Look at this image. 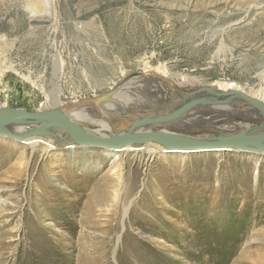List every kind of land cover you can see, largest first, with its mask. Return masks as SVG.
<instances>
[{
    "label": "rangeland",
    "instance_id": "rangeland-1",
    "mask_svg": "<svg viewBox=\"0 0 264 264\" xmlns=\"http://www.w3.org/2000/svg\"><path fill=\"white\" fill-rule=\"evenodd\" d=\"M24 1L0 0V108L34 113L59 89L63 102L112 94L139 54L203 85L260 89L264 0H38L40 13ZM2 138L0 264H264V156Z\"/></svg>",
    "mask_w": 264,
    "mask_h": 264
},
{
    "label": "bare ground",
    "instance_id": "bare-ground-1",
    "mask_svg": "<svg viewBox=\"0 0 264 264\" xmlns=\"http://www.w3.org/2000/svg\"><path fill=\"white\" fill-rule=\"evenodd\" d=\"M24 2L25 6L27 4V7L32 9V12L40 13L43 11L41 1L25 0ZM58 18L59 14H56V19ZM98 27L97 25L95 28L94 26L89 28L97 36L104 35L103 31L105 29L101 31L100 27ZM77 30L80 29L77 28ZM4 39L5 35H1L0 42ZM221 46L223 48L225 45L222 43ZM119 53L124 59H131L129 54ZM136 63H138V72L130 70L120 80L115 79V84L112 86L113 89L111 88L112 90L110 91L112 94L105 93L92 98L63 102L59 99V92L61 91L59 89L52 97L53 99L50 100V103H44L45 106L37 110V112L50 109L57 110L85 132L102 138L162 133L191 141L206 142L218 141L221 137L236 134H264V69L260 71L261 73L259 72L262 83L259 85L260 89L256 91L253 86L241 85L232 81H212L213 83L211 84L205 83L206 85H203L196 77H192L190 74L172 72L170 71L171 68L168 69L164 64H160L153 69L150 65L148 54H139L136 58ZM61 77V75L58 76V78ZM114 91L119 92V97L115 96L116 98H114ZM82 101L84 105L79 106L78 103ZM0 109L14 114L33 113L8 110L5 107ZM226 125L237 127L238 129L236 131L224 130L222 127ZM39 128L41 129L39 135L28 136L23 141L3 135H0V138L3 137L11 139V141L20 142L24 147L32 149L41 147L44 151L62 146H77L83 149L99 148L109 152H119L122 156L134 155L141 159H146V157L152 159L159 153H174L173 151L176 152L177 150H183L185 152L183 154L213 151L208 149H181L174 144H162L156 141L130 143L120 148L84 147L77 145L65 130L46 125L44 122L13 120L3 126V130L6 133L18 135H25ZM215 151H241L264 156V141L255 146H247L242 149H219ZM101 193L103 194V192ZM189 234L187 232L181 233L178 238L186 237ZM129 239L131 238L129 237ZM192 243L190 242L189 244L194 245ZM197 243L199 244V242ZM184 248L186 247L184 246ZM184 251L183 255L188 256H185L186 258H191V255L194 256L192 252L196 253L194 250ZM143 260L146 261L145 258ZM201 262L203 263V261ZM148 263L145 262L144 264Z\"/></svg>",
    "mask_w": 264,
    "mask_h": 264
},
{
    "label": "water",
    "instance_id": "water-1",
    "mask_svg": "<svg viewBox=\"0 0 264 264\" xmlns=\"http://www.w3.org/2000/svg\"><path fill=\"white\" fill-rule=\"evenodd\" d=\"M13 120H31L44 122L46 125L55 126L65 130L71 139L80 146L84 147H105L120 148L130 143H144L147 141H156L162 144H174L181 149L187 150H219V149H242L247 146H255L264 141V134L246 135L236 134L221 137L218 141L197 142L182 137H177L162 133L125 135L118 138H102L93 136L62 115L57 110H45L36 113L14 114L12 112L0 109V135L23 141L28 136L39 135L41 129H36L25 135L6 133L3 126L11 123Z\"/></svg>",
    "mask_w": 264,
    "mask_h": 264
}]
</instances>
